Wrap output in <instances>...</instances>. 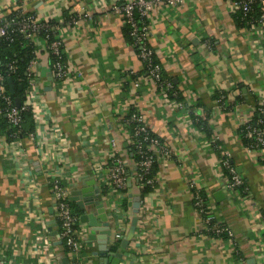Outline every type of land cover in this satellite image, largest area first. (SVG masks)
<instances>
[{"label": "crops", "instance_id": "obj_1", "mask_svg": "<svg viewBox=\"0 0 264 264\" xmlns=\"http://www.w3.org/2000/svg\"><path fill=\"white\" fill-rule=\"evenodd\" d=\"M130 1L0 0L3 13L21 10L56 20L70 70L64 80L44 73L50 64L40 40L37 71L43 85L39 102L43 119L37 138L15 142L0 138V255L8 264H63L64 257L69 264H102L103 237L97 232L99 239L90 240L93 231L88 224L80 221L85 237L78 254L63 253L61 245H55L57 237L50 236L55 212L47 180L64 167L57 160L63 155L64 181L71 192L87 187L94 178L101 188L112 228V236L106 237L110 259L121 251L120 264H264V159L246 149L241 134L253 108L264 101V27L242 25L228 0L175 4L161 0L148 18V42L179 100L149 80L123 17L112 11L115 3ZM81 6L91 18L69 25L66 15ZM130 71L140 79L139 87L133 85ZM133 109L144 115L171 151L158 163L155 185L146 193L136 176L124 126ZM198 117L204 119V129L197 124ZM112 139L129 164L127 206L122 209L113 206L114 198L104 192ZM223 151L249 186V199L225 188ZM191 179L203 187L212 213L232 230L233 240L204 231ZM137 197L138 213L133 207ZM95 210L88 206L89 212ZM38 217L45 219L52 248L47 249L38 236L42 227ZM135 217V235L123 249L121 241ZM117 232L122 239L114 242Z\"/></svg>", "mask_w": 264, "mask_h": 264}, {"label": "built area", "instance_id": "obj_2", "mask_svg": "<svg viewBox=\"0 0 264 264\" xmlns=\"http://www.w3.org/2000/svg\"><path fill=\"white\" fill-rule=\"evenodd\" d=\"M161 0H133L126 3H115L112 6V11L121 15L125 23L130 27V36L132 37V45L136 48L138 56L142 60L147 77L151 82L159 87L163 92H170L174 96H178L174 84L164 77L163 67L156 60L155 52L148 42L149 38V23L148 18L153 8L160 3ZM181 0H167L170 4H175ZM234 9H239L243 12L244 18H247L249 25H258L264 27V0L260 1L259 16L254 15V3L256 0H228ZM3 13V6L0 5V14ZM91 18V12L84 6L80 9L71 10L66 21L69 25H75L81 20ZM56 27L52 26L50 20L40 19L36 14L23 12L21 10L3 13L0 15V46L2 43L9 41L10 43L17 38L32 42L36 47V56L29 62L27 66L28 73V96L25 105L20 107L10 93L8 79L17 71V65L14 60H9L3 65L0 60V115H5L9 123L13 126H20L22 117L21 111L26 108L33 110L35 119V130L28 134L32 140L37 138L38 125L42 121L39 111V102L42 100V78L37 71L41 49L38 44L40 35L45 34L43 40V52L49 57V64L52 75L56 80H64L70 73L69 65L64 60V42L62 38L49 40L50 32L55 33ZM42 41V40H41ZM53 56V61L50 56ZM1 59V58H0ZM3 66L6 67L4 71ZM130 76H134L132 83L135 87L140 86V79L135 77V72L130 71ZM124 124L129 126L127 130L128 141L133 145L134 152L138 160L136 165V176L142 187L155 185L156 178L149 177L155 163L166 160L171 155L169 147L163 140L156 136L150 129L144 115L133 109L124 119ZM58 131V128H55ZM19 131V130H18ZM241 134L244 140L246 149L257 157L264 159V101L258 102L253 108L252 116L249 120L243 123ZM15 142L20 140L17 132L13 134ZM61 135L58 134V138ZM0 138L7 140V137L0 135ZM217 146V139L214 140ZM112 155L109 162L105 166L104 175V192L107 197L114 198L113 206L122 209V201L119 199L126 194L128 190V162L123 159L118 152V144L115 139L111 142ZM63 146V140L60 141V148ZM52 156V153H50ZM132 155V156H133ZM44 157L48 159L47 155ZM59 155H55L57 159ZM64 156L57 160L59 164L65 167ZM65 160V158H64ZM220 164L225 177V188L240 197L250 198V189L244 178L238 173L233 165L230 156L227 152H221ZM59 167V166H58ZM59 167L56 173L50 174L47 183L52 191L55 221L57 223V239L64 243L68 253L78 254L83 248L85 233L80 228V215L74 212L72 201L70 200L71 189L70 185L64 181L65 168ZM189 187L192 193L194 207L197 213L202 217L205 230L207 233L217 237H226L233 240L232 230L223 222L218 221L212 210L209 208V197L203 194V187L197 179H191ZM116 195V198L114 197ZM119 204L116 201H119ZM209 207V208H208ZM42 227L38 230V236L44 241L47 249L53 247L52 240L48 236V229L44 226V217L36 218ZM122 239V234L117 232L114 235V242ZM0 264H8L7 257L0 255Z\"/></svg>", "mask_w": 264, "mask_h": 264}, {"label": "trees", "instance_id": "obj_3", "mask_svg": "<svg viewBox=\"0 0 264 264\" xmlns=\"http://www.w3.org/2000/svg\"><path fill=\"white\" fill-rule=\"evenodd\" d=\"M254 15L257 17L259 16V11H260V1L256 0L254 3ZM236 11H238V15L239 18L242 22V25H249L247 23V18H244L243 16V12L239 9H236ZM67 17V15H66ZM50 23L52 24V26H55L56 28L58 27V23L56 20H50ZM127 25V24H126ZM128 27V34H129V38L132 42V37L130 36V27L127 25ZM45 34H41L40 35V39L43 41L45 38ZM59 38V36L57 35V29L55 31V33L50 32V38L48 40V42L50 40H53L55 38ZM36 49L37 47L30 41H26L23 40L22 38H17L16 40H14L13 42H9L6 41L5 43H2L0 46V60L3 63V65L5 63H7L9 60H14L15 64L17 65V71L15 73L12 74L11 78L13 80V85H14V89L15 92L13 95L14 99H16V97L20 98V107H23L25 105V101L27 99L28 96V73H27V66L29 64V62L36 56ZM65 53V52H64ZM67 56L66 53L64 54V60L67 61ZM54 57L51 55L50 56V60L53 61ZM157 60V59H156ZM4 71H6V67L3 66ZM11 93V92H10ZM172 97L177 98L179 100H182V98L180 96H173V94L171 93ZM220 96V94H219ZM194 113V111H193ZM21 117H22V121L20 126H13L11 123H9V121L7 120V117L5 115H0V135H4L7 137L8 141H13L14 140V136L13 134L15 132H17V136L18 138L22 139V138H26L28 137V134L35 130V119H34V114H33V110L30 108H26L23 109L21 111ZM197 120V124L202 127L203 129L205 128V121L203 118H196ZM125 128L129 131V126L125 125ZM19 130V131H18ZM131 151L134 152V148L133 145L129 144ZM133 160L136 162L138 160V157L136 154H134L132 156ZM157 169H158V163H155L151 173L149 174V177H155L156 173H157ZM152 189V187L150 185H145L142 193H146L148 191H150ZM203 194H206L204 189H203ZM122 204L124 206H127V200H126V196L123 198L122 200ZM72 207L74 210V212L79 215V213L81 212V210H79L78 208L75 207L74 203L72 202ZM209 208V207H208ZM211 208H209L210 210ZM62 249L63 253H67V249L65 244H61L60 246ZM119 248V245L117 244L114 249L117 250Z\"/></svg>", "mask_w": 264, "mask_h": 264}, {"label": "water", "instance_id": "obj_4", "mask_svg": "<svg viewBox=\"0 0 264 264\" xmlns=\"http://www.w3.org/2000/svg\"><path fill=\"white\" fill-rule=\"evenodd\" d=\"M44 73H48L50 78L52 79V72L51 69L48 68L44 71ZM9 89L12 94H14L15 89L13 85L12 78L8 79ZM50 88V87H49ZM16 104L20 105V98L16 97L15 99ZM87 187L74 189L71 192L70 200L77 203L81 211L83 212L80 215V221L82 223L88 224V226L92 229L93 232L89 233L88 238L90 240H97L99 239V235L97 232L102 235L103 239L99 242V255L102 258V264H120L121 259L123 257V253L121 251L117 252L112 259L111 257V249L107 243L106 237L112 236V228L110 224V217L106 212L105 203L102 201L103 194L101 192V188L97 185L96 179L94 178L91 182L86 183ZM77 186V184L72 185ZM94 205L96 210L93 212L88 211V206ZM140 197L135 199L133 203L134 212L138 213L140 210ZM51 213H53V209H51ZM137 218L135 217L132 223L131 228L129 229L126 237L121 241V247L124 249L128 246L130 240L135 235ZM50 236L56 237L57 230L53 229V226L56 225V221H50ZM62 241L57 240L55 241V245H61ZM63 264H69V258L64 257L62 258Z\"/></svg>", "mask_w": 264, "mask_h": 264}, {"label": "rangeland", "instance_id": "obj_5", "mask_svg": "<svg viewBox=\"0 0 264 264\" xmlns=\"http://www.w3.org/2000/svg\"><path fill=\"white\" fill-rule=\"evenodd\" d=\"M114 235H115V233H114Z\"/></svg>", "mask_w": 264, "mask_h": 264}]
</instances>
